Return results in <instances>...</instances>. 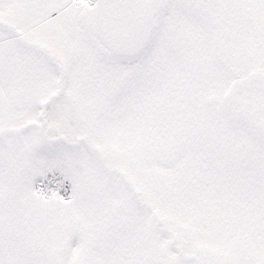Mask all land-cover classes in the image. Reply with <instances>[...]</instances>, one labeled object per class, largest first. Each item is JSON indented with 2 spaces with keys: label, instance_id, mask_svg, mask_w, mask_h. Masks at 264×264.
Returning <instances> with one entry per match:
<instances>
[{
  "label": "snow or ice",
  "instance_id": "snow-or-ice-1",
  "mask_svg": "<svg viewBox=\"0 0 264 264\" xmlns=\"http://www.w3.org/2000/svg\"><path fill=\"white\" fill-rule=\"evenodd\" d=\"M0 264H264V0H0Z\"/></svg>",
  "mask_w": 264,
  "mask_h": 264
}]
</instances>
